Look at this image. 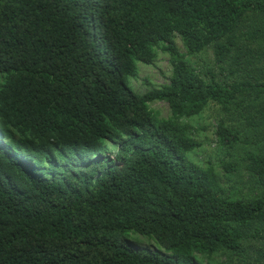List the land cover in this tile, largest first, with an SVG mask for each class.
I'll return each instance as SVG.
<instances>
[{
	"label": "trees",
	"instance_id": "obj_1",
	"mask_svg": "<svg viewBox=\"0 0 264 264\" xmlns=\"http://www.w3.org/2000/svg\"><path fill=\"white\" fill-rule=\"evenodd\" d=\"M160 54L168 82L133 88ZM209 144L249 147L247 193ZM214 256L264 264V0H0V264Z\"/></svg>",
	"mask_w": 264,
	"mask_h": 264
},
{
	"label": "rangeland",
	"instance_id": "obj_2",
	"mask_svg": "<svg viewBox=\"0 0 264 264\" xmlns=\"http://www.w3.org/2000/svg\"><path fill=\"white\" fill-rule=\"evenodd\" d=\"M178 45L180 46V42H178ZM207 57L212 59L211 51L206 52ZM137 67H139V62L136 63ZM170 72V67L168 64L167 56L164 54H160L155 61V65L149 66V65H141L140 66V71L137 79L132 80V84L136 90L139 91H145L149 88L155 87L162 85L164 83L168 82L167 76L169 75ZM144 78H147L144 80ZM146 80H149L151 84L146 83ZM153 107L158 109L160 111V116H167L169 114V107L166 102H155L153 104ZM216 112L213 111L211 112V117L210 119L207 120V123L209 122V126L211 128H215L216 126V121H217V116L215 114ZM215 115V117H214ZM198 116H194L191 118H188V121L190 124H195L197 121ZM237 125L239 130L243 131L246 129V126L243 125L240 121H237ZM247 132L243 133L245 137L248 139L249 134L251 133L248 131L249 129H246ZM205 131L202 132V135H204ZM213 143V142H212ZM210 145V144H209ZM214 145L211 144L208 153L210 159L212 162L216 165V170L219 172V175L222 177V182L228 185H233V187L236 190H241L243 193H247L248 189L250 188V185L247 183L250 179L249 173L246 169V162L243 161V155L246 152L249 147L247 146H242L236 144L235 148H229V149H223L219 148L215 152H213ZM205 154V153H204ZM205 157L207 154L204 155ZM230 163V164H235V169L233 172H230V179L228 181L226 178V172L225 169H223V166L221 165L222 163ZM135 244L139 247L142 248H147V249H154V246L150 239H147L146 237L137 236V240L135 241ZM261 243H255V245H260ZM224 261L223 256H214L212 259L213 264H222ZM198 264H209V262L206 259H202Z\"/></svg>",
	"mask_w": 264,
	"mask_h": 264
},
{
	"label": "clouds",
	"instance_id": "obj_3",
	"mask_svg": "<svg viewBox=\"0 0 264 264\" xmlns=\"http://www.w3.org/2000/svg\"><path fill=\"white\" fill-rule=\"evenodd\" d=\"M141 65H144V64H142L141 62H139L138 75H139V71H140V66ZM132 80H134V79H132ZM132 80H131V84H132ZM132 86H133V84H132ZM133 88H134V86H133ZM117 147H118V145L114 149H111L108 152H106L105 154H109L110 155V158L115 157V153H116ZM99 156H101V154H99L97 152H92V153H87V154H84L83 153V154H80L77 157H75V159L73 160V162L72 161H69L68 163H71L72 162L71 164H75L76 166H78L77 165V162H76V158L81 157V158H83V161H82L83 164H85V166H87L88 168L89 167L92 168L93 166H95V165H97L99 163L97 161V158ZM65 160L66 159H64V158L63 159L58 158V159H56V160L53 161V165L55 166V165H64V164H67ZM42 167L45 169V176L46 177H47V174H51L52 175V172L50 171V167H49L48 163H43L42 164ZM100 173H101L100 171H97L96 173L93 174V176H92L93 182H95V180L100 175Z\"/></svg>",
	"mask_w": 264,
	"mask_h": 264
}]
</instances>
